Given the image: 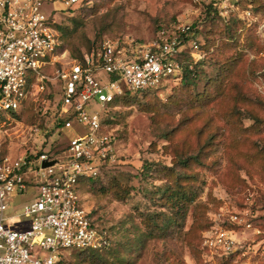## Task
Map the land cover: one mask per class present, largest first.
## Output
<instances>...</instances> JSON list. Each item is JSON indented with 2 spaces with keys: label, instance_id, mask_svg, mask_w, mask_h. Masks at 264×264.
Instances as JSON below:
<instances>
[{
  "label": "rangeland",
  "instance_id": "1",
  "mask_svg": "<svg viewBox=\"0 0 264 264\" xmlns=\"http://www.w3.org/2000/svg\"><path fill=\"white\" fill-rule=\"evenodd\" d=\"M211 3L221 8L223 21L204 18ZM41 11L61 26L60 40L70 53L107 36L150 39L159 25L202 20L193 38L204 53L197 76L146 90L135 101L119 98L102 112L110 116L107 127L121 158L104 177L103 192L83 182L77 192L95 222L109 229L110 246L102 252H65L59 264H264V0H78L69 7L64 0H47ZM232 35L238 41L227 42ZM54 69L55 64L47 65L42 72L52 76ZM99 77L109 80L103 71ZM52 86L57 91V84ZM28 104L20 112L21 128L9 122L0 126L3 152L65 155L74 128L41 129L29 136L36 116ZM88 109L97 110L99 104L90 102ZM45 121L52 125V118ZM193 154L200 162L184 169L193 179L182 183L196 185L200 193L184 217L174 216L161 197L168 179H144L141 170L144 164L172 167L178 156ZM32 175L26 188L14 193L6 215L20 213L39 194ZM221 208L248 212L251 228L232 226L244 254L204 261L198 248L202 228ZM20 219L21 224L31 221Z\"/></svg>",
  "mask_w": 264,
  "mask_h": 264
},
{
  "label": "built area",
  "instance_id": "2",
  "mask_svg": "<svg viewBox=\"0 0 264 264\" xmlns=\"http://www.w3.org/2000/svg\"><path fill=\"white\" fill-rule=\"evenodd\" d=\"M45 1L0 0V126L9 122L21 128L20 112L31 102L36 122L28 127L29 136L38 134L41 123L48 131L74 128L76 135L61 157L46 151L14 157L0 144V264H57L65 252L100 251L110 245V231L95 222L77 192L85 178L102 177L120 159L101 114L124 94L140 96L175 80L183 71L184 53L195 61L204 57L197 41L186 38L190 25L179 19L150 39L107 36L98 47L72 56L63 47L55 20L41 11ZM186 44L189 49L184 51ZM53 64L52 76H46L43 66ZM100 71L108 81L99 77ZM90 102H97L99 109L89 110ZM46 118H52L50 127ZM52 159V165H41ZM31 172L39 194L20 213L6 215L14 193L26 188ZM247 213L221 208L213 214L201 236L204 261L243 251L232 226L251 228ZM21 216L31 218L27 227L10 225L21 223Z\"/></svg>",
  "mask_w": 264,
  "mask_h": 264
},
{
  "label": "trees",
  "instance_id": "3",
  "mask_svg": "<svg viewBox=\"0 0 264 264\" xmlns=\"http://www.w3.org/2000/svg\"><path fill=\"white\" fill-rule=\"evenodd\" d=\"M233 3H236V2H233ZM214 6H215L214 3L209 4V6L205 10L206 11V13H205L206 16H204V18L205 17L208 18L210 23H212L213 20L217 19V18H220L223 21V18L220 15L221 14V8L220 7L216 8V6L215 7ZM201 21L202 20H198L197 22H191V23L187 22L190 25V30H189V34L186 36V38H189V37L196 38L197 35H199L200 30H201V28H199L200 25H201L200 23H202ZM224 22L226 23V21H224ZM54 27L60 33V37L62 38V34L60 32V29H62L61 26H59L58 24L54 23ZM160 28H161V26L159 25L157 27L156 31H158ZM226 39H227V42H231V43L234 42L235 43V41H238L239 37L232 35V36H228ZM101 41H102V39L99 40V41L91 42L84 49L91 50L93 48H96V47L99 46ZM80 53H81V49L77 50L76 52H71V55L72 56H79ZM183 62H184L183 71L175 79V81L177 83H180V84L188 83L189 78H194L195 76H197V74H196L197 73V68L202 64L203 59H199V60L195 61V60L191 59V57L187 53H184ZM157 90H154L150 94L151 95L154 94ZM150 91H152V90H150ZM146 92H144L140 96L124 94L123 96H121L119 98L135 101L139 97L144 96L146 94ZM51 96H52V94H51ZM119 98L115 99L113 102H110L107 105V107L115 105L116 102H118L117 100H119ZM109 117L110 116L107 115L106 112L102 114V122L104 124H106L107 126L110 125V118ZM41 120L43 121V118H41ZM41 129H42V132H44V133H46L48 131V130L46 131V128L43 127V126L41 127ZM199 162H200L199 155L198 154H193V155H188V156H178V158L174 162V165L172 167H168V168L160 166V165H157L155 167H151L149 164L148 165L144 164L143 167H142V170H141V177L144 178V179H148V177H149V179L151 178V179H159V180L167 178L168 181L166 180L165 185L162 188L161 197H163L165 199L164 201L166 203L170 204L168 206L171 207L174 210V216L177 215L179 217H181V216L184 217V215H185V213L187 211V208H188V204L191 203L192 201H194L195 198L200 193V188H197L196 185L188 184L187 186H185L182 183V180H184V179H188V178L193 179V175L184 172V169L186 170V169L190 168L193 163H199ZM116 166H117V164L114 165L113 167L107 169V171L104 172V175L102 177L85 178L83 180V184L84 185H88V186H94V187H95V185H99L98 189H100L103 192V190L107 188L106 184L108 185V183H104L103 179H104L105 176H108L109 175V171L114 169ZM171 180H172V183H170ZM119 198H123V197H119ZM168 200H172V202H169ZM175 200H176V202H175ZM165 202H164V205H165ZM209 225H210V221L207 220L205 222L203 228H202V232L205 229H207L209 227ZM100 226H102V225H100ZM171 226H172V224H170L168 226V230L165 232L166 234L171 233V232H169V231H172L171 228H170ZM103 227H105V226H103ZM177 227H178V225H177ZM201 236L199 238V244H198L199 246H198V248L201 245V241H202V237ZM108 247L103 249V250H100V251H90V252H102V251L108 249ZM198 248H197V253L200 254L201 250H199V252H198ZM79 252H85V251H79ZM59 261H60V259H59ZM59 261L57 262V264H59Z\"/></svg>",
  "mask_w": 264,
  "mask_h": 264
},
{
  "label": "water",
  "instance_id": "4",
  "mask_svg": "<svg viewBox=\"0 0 264 264\" xmlns=\"http://www.w3.org/2000/svg\"><path fill=\"white\" fill-rule=\"evenodd\" d=\"M55 161H56L55 159H52V160H43L42 163H41V165L43 167L49 166V165H52Z\"/></svg>",
  "mask_w": 264,
  "mask_h": 264
},
{
  "label": "crops",
  "instance_id": "5",
  "mask_svg": "<svg viewBox=\"0 0 264 264\" xmlns=\"http://www.w3.org/2000/svg\"><path fill=\"white\" fill-rule=\"evenodd\" d=\"M28 224H29V223H27V222H25V223H23V224H21V223H19V224L17 223V224H16V223H15L14 226L16 225V226H18V227H27Z\"/></svg>",
  "mask_w": 264,
  "mask_h": 264
}]
</instances>
